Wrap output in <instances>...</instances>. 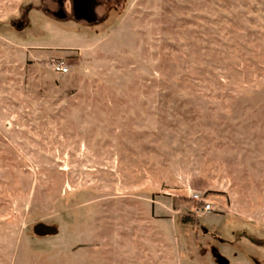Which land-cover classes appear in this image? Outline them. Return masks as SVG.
Returning <instances> with one entry per match:
<instances>
[{"label":"rangeland","instance_id":"1","mask_svg":"<svg viewBox=\"0 0 264 264\" xmlns=\"http://www.w3.org/2000/svg\"><path fill=\"white\" fill-rule=\"evenodd\" d=\"M61 2L0 0V264H264V0Z\"/></svg>","mask_w":264,"mask_h":264},{"label":"water","instance_id":"2","mask_svg":"<svg viewBox=\"0 0 264 264\" xmlns=\"http://www.w3.org/2000/svg\"><path fill=\"white\" fill-rule=\"evenodd\" d=\"M96 5V0H73V11L76 18H84L89 22L96 20V14L94 7ZM55 16L60 18L64 17L65 13L62 9L54 12ZM52 233L55 232V229L50 228Z\"/></svg>","mask_w":264,"mask_h":264},{"label":"built area","instance_id":"3","mask_svg":"<svg viewBox=\"0 0 264 264\" xmlns=\"http://www.w3.org/2000/svg\"><path fill=\"white\" fill-rule=\"evenodd\" d=\"M52 69H53V71H55V72L65 73V72L68 71L69 68H68V66H67L66 64H64L62 61H55V62L52 63ZM194 198H197V199H199V200H203V202H204V205H202V210H203V211L207 212V211L210 210V208H211V207H210V204L207 203V202L205 201V199L200 198L199 195H194Z\"/></svg>","mask_w":264,"mask_h":264},{"label":"trees","instance_id":"4","mask_svg":"<svg viewBox=\"0 0 264 264\" xmlns=\"http://www.w3.org/2000/svg\"><path fill=\"white\" fill-rule=\"evenodd\" d=\"M180 222L181 223H185V224H187V223H191V219H186L185 217H182V216H180Z\"/></svg>","mask_w":264,"mask_h":264},{"label":"flooded vegetation","instance_id":"5","mask_svg":"<svg viewBox=\"0 0 264 264\" xmlns=\"http://www.w3.org/2000/svg\"><path fill=\"white\" fill-rule=\"evenodd\" d=\"M61 3H62L61 0H58V4L61 5ZM60 9H62V8H60ZM53 14H54V13H53Z\"/></svg>","mask_w":264,"mask_h":264}]
</instances>
